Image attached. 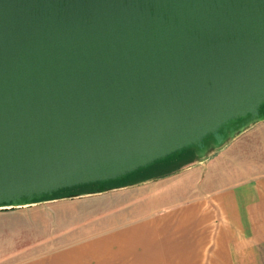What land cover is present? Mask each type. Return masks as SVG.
Listing matches in <instances>:
<instances>
[{
	"label": "water",
	"instance_id": "95a60500",
	"mask_svg": "<svg viewBox=\"0 0 264 264\" xmlns=\"http://www.w3.org/2000/svg\"><path fill=\"white\" fill-rule=\"evenodd\" d=\"M262 119L264 0H0V207Z\"/></svg>",
	"mask_w": 264,
	"mask_h": 264
},
{
	"label": "crops",
	"instance_id": "0c3cea01",
	"mask_svg": "<svg viewBox=\"0 0 264 264\" xmlns=\"http://www.w3.org/2000/svg\"><path fill=\"white\" fill-rule=\"evenodd\" d=\"M188 160L164 177L110 181L83 233L11 264H264V119Z\"/></svg>",
	"mask_w": 264,
	"mask_h": 264
},
{
	"label": "rangeland",
	"instance_id": "374dc122",
	"mask_svg": "<svg viewBox=\"0 0 264 264\" xmlns=\"http://www.w3.org/2000/svg\"><path fill=\"white\" fill-rule=\"evenodd\" d=\"M191 153L186 157L194 156L193 152ZM185 159L180 160L178 168L189 164V160ZM147 172L146 176L149 175L150 178L147 180H152L160 178L157 175L166 174L164 172L167 170L161 168ZM131 174L133 173L128 175ZM132 184L134 183L127 185ZM149 187L152 185L147 184L142 189ZM87 189L86 192L78 191L63 196L59 194L58 197L44 198L29 204L0 207V253L9 254L4 262L0 258V264L15 263L38 252L66 244L70 228H73L72 231L83 233L86 228L85 221L92 216L87 212L92 208H100L101 202L95 200H101L99 194L106 191H97L96 186Z\"/></svg>",
	"mask_w": 264,
	"mask_h": 264
},
{
	"label": "trees",
	"instance_id": "16d2710c",
	"mask_svg": "<svg viewBox=\"0 0 264 264\" xmlns=\"http://www.w3.org/2000/svg\"><path fill=\"white\" fill-rule=\"evenodd\" d=\"M191 152H192L191 150H187V151L183 152L182 154H180L179 156H177L175 154H171L169 156H166L165 158H163L160 161H157V162H155V163H153L147 167L141 168V169L135 171L131 175H127L121 183H117V185H114L113 187L124 185V184H130V183H138V182L150 179L149 175L146 176V174L148 173L147 171L154 170V169L157 171L161 168H163V170H165V169L167 170V172H164L166 174L157 175L160 177L161 176H167L171 173H174L175 171H177L179 169L178 163L180 162V160H182L184 158H186L185 160L189 159L190 156H188V157H186V156H187V154H192ZM153 177H156V176H153ZM97 185H98L97 183L96 184L92 183V184H87V185H80V186H75V187H71V188L61 189L57 192H54L51 196L46 195V196H43L42 198L50 199V198L58 197L59 194H60L59 196H63V195L69 194V193H78V191L86 192V191H88L87 188H94ZM41 199H39V200H41Z\"/></svg>",
	"mask_w": 264,
	"mask_h": 264
}]
</instances>
